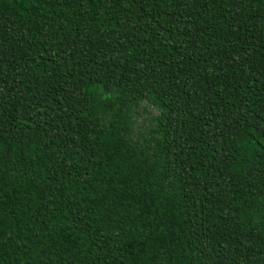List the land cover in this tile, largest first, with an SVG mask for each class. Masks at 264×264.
I'll use <instances>...</instances> for the list:
<instances>
[{
	"label": "trees",
	"instance_id": "trees-1",
	"mask_svg": "<svg viewBox=\"0 0 264 264\" xmlns=\"http://www.w3.org/2000/svg\"><path fill=\"white\" fill-rule=\"evenodd\" d=\"M0 264H264V0H0Z\"/></svg>",
	"mask_w": 264,
	"mask_h": 264
},
{
	"label": "rangeland",
	"instance_id": "rangeland-1",
	"mask_svg": "<svg viewBox=\"0 0 264 264\" xmlns=\"http://www.w3.org/2000/svg\"><path fill=\"white\" fill-rule=\"evenodd\" d=\"M137 112L136 128H138L140 131H143L151 125V118L157 113L153 108H148L145 110L138 109Z\"/></svg>",
	"mask_w": 264,
	"mask_h": 264
}]
</instances>
